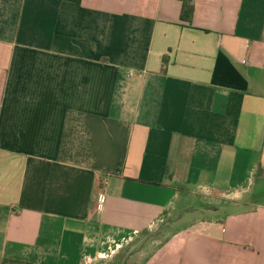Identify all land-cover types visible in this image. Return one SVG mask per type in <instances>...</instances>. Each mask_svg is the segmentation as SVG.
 <instances>
[{"label":"crops","instance_id":"0c3cea01","mask_svg":"<svg viewBox=\"0 0 264 264\" xmlns=\"http://www.w3.org/2000/svg\"><path fill=\"white\" fill-rule=\"evenodd\" d=\"M249 187L264 0H0V264H94L161 227L139 264H264Z\"/></svg>","mask_w":264,"mask_h":264},{"label":"rangeland","instance_id":"374dc122","mask_svg":"<svg viewBox=\"0 0 264 264\" xmlns=\"http://www.w3.org/2000/svg\"><path fill=\"white\" fill-rule=\"evenodd\" d=\"M253 191L257 193L255 199H261L264 200V190L262 188H254L249 187ZM197 199V200H196ZM194 205L196 206H206L211 201L208 199H204L203 197H198L192 200ZM221 204V203H220ZM229 202H223L222 206H219V208L226 209L230 207ZM206 214L199 213L196 215V217H203ZM190 217V215H189ZM166 224V223H165ZM179 225H183V223H178ZM168 231L165 228L158 231H153L151 234H140L137 237H133L132 239H126L124 241H117L115 239H111L108 244L104 246V251L100 252L99 259L94 264H139L142 261H144V254H148L151 252V242L156 240L160 242L159 240L165 239L167 236ZM159 239V240H158ZM153 241V242H154ZM106 242V241H105ZM158 247V244H156Z\"/></svg>","mask_w":264,"mask_h":264},{"label":"trees","instance_id":"16d2710c","mask_svg":"<svg viewBox=\"0 0 264 264\" xmlns=\"http://www.w3.org/2000/svg\"><path fill=\"white\" fill-rule=\"evenodd\" d=\"M192 15H193V8L186 6L185 7V10H184V16H185V18L191 19L192 18ZM259 176H260V173H258V177ZM142 234L147 235L149 233L148 232H144ZM3 264H32V263H26V262H21V261L5 260L3 262ZM117 264H120V263H117Z\"/></svg>","mask_w":264,"mask_h":264},{"label":"built area","instance_id":"2783aa9c","mask_svg":"<svg viewBox=\"0 0 264 264\" xmlns=\"http://www.w3.org/2000/svg\"><path fill=\"white\" fill-rule=\"evenodd\" d=\"M103 200H104V195L103 194L99 195V202H100V204L103 202Z\"/></svg>","mask_w":264,"mask_h":264}]
</instances>
